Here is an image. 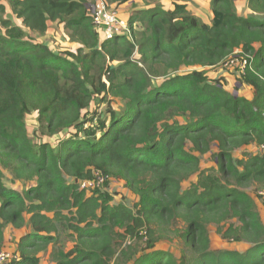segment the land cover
I'll return each mask as SVG.
<instances>
[{"label": "trees", "instance_id": "obj_1", "mask_svg": "<svg viewBox=\"0 0 264 264\" xmlns=\"http://www.w3.org/2000/svg\"><path fill=\"white\" fill-rule=\"evenodd\" d=\"M127 1L113 0L118 7ZM8 5L21 27L0 19V163L14 180L35 179L19 192L5 186L0 170V249L7 225L21 228L27 215L30 229L9 264H38V254L56 244L61 221L75 238L69 252L52 256L56 264H264V225L243 191L248 185L264 190V152L233 157L264 144V0H247V16L237 14L233 0H211L210 24L186 4L169 11L157 4L128 19L130 39L104 42L92 27L87 0ZM54 23L80 45L75 53L36 41ZM137 23L142 30H134ZM235 50L246 56L237 81L252 89L250 100L203 71L179 72L213 69ZM100 95L124 107L94 128L84 115ZM34 112L48 136L75 134L55 149L34 144L24 122ZM212 146L216 169L201 170L193 153L205 155ZM92 170L122 181L134 202L110 205L111 195L100 190L86 196L77 182ZM192 176L196 180L183 187ZM178 220L185 227L173 231L187 252L177 257L155 244ZM209 225L222 240L248 249L212 250ZM141 229L148 236L143 252L138 245L119 249Z\"/></svg>", "mask_w": 264, "mask_h": 264}, {"label": "rangeland", "instance_id": "obj_2", "mask_svg": "<svg viewBox=\"0 0 264 264\" xmlns=\"http://www.w3.org/2000/svg\"><path fill=\"white\" fill-rule=\"evenodd\" d=\"M177 2H188L191 3L189 7V11L195 15L197 18H199L203 23L202 18L198 17L195 12L198 11V7L195 3H193L191 0H176ZM211 1V0H210ZM234 1V6L236 9V12L238 15L246 16L250 14V10L247 8V0H233ZM152 3L155 5L159 4L162 7L168 8L174 6V3L172 0H152ZM0 6L3 7L4 11H0V19H7L10 20L13 24L20 26L21 23L19 20L15 19V17L12 15L10 7L8 5V0H0ZM117 10L119 9L118 6H116ZM134 9V8H133ZM169 9V8H168ZM171 9V10H172ZM124 11L123 9H121ZM119 13L121 14L120 10H118ZM138 11L141 10H136V11H131L129 14L128 19L131 16H134ZM121 17L124 18V16ZM204 18V17H203ZM128 21V20H127ZM135 31H140L142 30V25L137 23L134 26ZM36 41L39 43H44L47 44L48 47L57 53L63 54V53H75L77 48L80 47L78 43H75L71 41L68 36L64 33L62 30V27L59 26L58 24H50L49 25V30L48 32L43 35V36H36ZM240 55L239 50H235L232 55H230L225 62H227L230 58H237V56ZM228 65L225 64H220L217 67L213 69H202V68H193V67H188V68H182L179 72L180 73H188L192 71H203L205 72L206 76L208 78H211V80H220L222 84L224 85L225 90L229 92H239V87L241 86L240 83H238L237 78L238 76L235 74V71L232 70L234 69V66L232 67H225ZM225 73V75H222ZM224 78L226 81H224ZM237 88V91L235 90ZM124 107V102L120 99L117 98H112L110 96H96L93 99V102L91 103L90 108L85 112L86 118H93V125L94 128H97L99 126V121L105 123L106 125L108 124L109 117H110V112H120ZM178 122L183 121V118H176ZM24 122L26 125V129L28 132L29 138L32 140V142L36 145L40 143H49L50 146L55 149L58 141L61 139H64L65 137L73 136L75 134L74 131H70V133H59L57 135L53 136H48L47 133L44 132V130L40 127L39 124V119L37 113H30L27 114L24 118ZM89 123L86 124L85 127H87ZM92 130V129H91ZM95 130V129H94ZM99 133H97V136ZM82 139L86 138L85 134H79ZM254 145L248 146L244 148L242 151H235L233 153V157L240 159L242 158L243 153H251V154H258L259 151L257 150V147ZM216 147L212 146L211 151L205 155H198L200 159V169L201 170H215L216 169V160H215V154H216ZM0 170L4 174V184L7 188L23 192L27 190L29 187L33 186L35 184V179L30 180V181H25V180H14L9 172L2 166L0 163ZM196 176H192L188 181L183 183V187H187L189 185V182L195 181ZM110 184V190H112L113 193H111L112 200L109 203L110 205H117L119 203L121 204H127L128 199L126 193V189L124 187V183L120 180H115L111 178L109 181ZM243 191H245L253 200L255 204V209L256 212L259 216V219L261 222H264V219H261L260 214H264V204L262 200L258 197L257 193L259 190L255 185H248L247 187L243 188ZM110 192V191H109ZM136 198H134L135 200ZM134 202V201H133ZM129 204H132V200L129 201ZM66 214V213H65ZM50 217H52L51 214H49ZM25 224L21 228H14L11 225H7L4 228V245L3 248L4 250L8 252H13V250H16V245L18 242L19 237L25 233V231L28 229V216H24ZM69 224L67 222L61 221L57 223V241L56 244H50L47 249L41 253L38 254V264H56L55 260H52V256L54 258L56 256H59L58 253L65 254L69 252L73 246H74V238L75 235L73 234V231L68 227ZM185 227L184 223L181 221H176L173 224V228L171 229L170 232H164V238L159 240L155 245L157 248L163 249L165 251H168L169 253L173 254L174 256H181L183 253L187 252L184 251V242L181 237L177 236L174 234L173 230H183ZM208 233L211 238V246L213 248H225L226 247V242L221 239V237L215 233L216 227L214 225H209L208 227ZM117 232L123 233L122 229H117ZM142 232H145V229H141V232L135 237L131 238L130 236H127L125 241H123L121 244V247L119 249H123L126 246H134L138 245V251L143 252L145 250V243L147 242V234H143Z\"/></svg>", "mask_w": 264, "mask_h": 264}, {"label": "built area", "instance_id": "obj_3", "mask_svg": "<svg viewBox=\"0 0 264 264\" xmlns=\"http://www.w3.org/2000/svg\"><path fill=\"white\" fill-rule=\"evenodd\" d=\"M87 7L92 27L98 36L99 42L122 36L130 39L128 21L121 17L113 0H87ZM241 54L240 52L237 58L232 57L227 62H223V64L228 65L225 67L234 66L232 70L235 71L238 77L244 74L247 66L246 56ZM103 81L105 82V80ZM257 150L264 152V144L257 147ZM109 181L110 178L99 170H92L91 177L78 181L77 185L79 190H82L86 194H91L94 190L104 191L105 184ZM257 195L264 204V190L259 191ZM142 233L145 234V232ZM18 257V253H11L2 248L0 249V264H9L12 260L18 259Z\"/></svg>", "mask_w": 264, "mask_h": 264}, {"label": "crops", "instance_id": "obj_4", "mask_svg": "<svg viewBox=\"0 0 264 264\" xmlns=\"http://www.w3.org/2000/svg\"><path fill=\"white\" fill-rule=\"evenodd\" d=\"M172 1H173L174 4H186L187 7H188V5L189 6L191 5V3H188V2H183L182 3V2H177L176 0H172ZM191 1L193 3H195L197 6H199L198 7V11H196L195 14L198 17L202 18L203 21L206 24H210V21H211V18H212V15H211V12H210V0H191ZM152 7H154V4L152 3V0H128L125 4L119 6V9L118 10H120L122 16H124V19L125 20H128V17H129V14L131 13V11L148 10V9H150ZM168 8L163 7V9L166 10V11H169V10L172 9V7L171 8L168 7ZM121 9H123L124 11H122ZM188 9H189V7H188ZM244 16H246V14ZM222 75H225V73H223ZM238 95L243 96L246 99L250 100L252 98V96H253V92H252V89L249 88L248 86L241 85L239 87ZM68 182H72V180L71 181H68ZM110 184L111 183H109L108 184V187H106V189L104 190V192H108L109 194L113 193L112 190H110V187H109ZM90 195H91L90 193H87L86 194V196H90ZM125 195H127V199H128L127 201H131V200L134 201V196L132 194H130L127 190H126ZM260 216H261V219L263 220L264 219V214H260ZM262 223L264 225V222H262ZM29 231H30V229L28 228L25 231V233L22 234L19 237L18 241L20 240L21 237H23ZM209 238H210V236H209ZM16 247H17V245H16ZM210 248L212 250L229 249V250H234V251H238L240 253H243L244 251H246L248 249V244L247 243H244V242H241V243H234V242L233 243H228V242H226V247L225 248H219V249H217V248H213L211 246V238H210ZM13 251L15 252L16 250H13Z\"/></svg>", "mask_w": 264, "mask_h": 264}, {"label": "water", "instance_id": "obj_5", "mask_svg": "<svg viewBox=\"0 0 264 264\" xmlns=\"http://www.w3.org/2000/svg\"><path fill=\"white\" fill-rule=\"evenodd\" d=\"M232 94H233L234 96H236V95H237V92H232Z\"/></svg>", "mask_w": 264, "mask_h": 264}]
</instances>
